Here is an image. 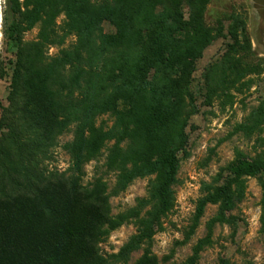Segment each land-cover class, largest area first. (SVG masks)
Listing matches in <instances>:
<instances>
[{
  "label": "trees",
  "instance_id": "obj_1",
  "mask_svg": "<svg viewBox=\"0 0 264 264\" xmlns=\"http://www.w3.org/2000/svg\"><path fill=\"white\" fill-rule=\"evenodd\" d=\"M212 0H7L13 20L7 37L16 45L10 62L8 106L0 118V264H109L100 245L134 221L137 232L113 256L128 264H159L154 237L176 204L182 157H189L191 120L215 100L234 104L232 91L258 72L249 60L246 22L231 15L233 44L203 72L197 91L195 74L205 52L225 38L222 22H207ZM64 16L59 30L57 20ZM109 24L113 33H106ZM39 28L34 41L24 35ZM74 37L75 43L65 47ZM59 47L54 57L49 47ZM9 76L0 63V79ZM112 126H97L101 117ZM247 129L262 133L264 106L253 112ZM74 129L64 149L68 174H46L43 161L58 138ZM264 143L263 138H259ZM109 144L104 167L116 174L112 191L103 178L84 186V168ZM264 151H238L196 203L187 239L207 206L217 214L207 225L185 264H197L217 225L237 226L233 215L246 199L247 180L260 181L263 198ZM138 179H150L148 196L114 216L110 199ZM219 264H231L221 258Z\"/></svg>",
  "mask_w": 264,
  "mask_h": 264
},
{
  "label": "rangeland",
  "instance_id": "obj_2",
  "mask_svg": "<svg viewBox=\"0 0 264 264\" xmlns=\"http://www.w3.org/2000/svg\"><path fill=\"white\" fill-rule=\"evenodd\" d=\"M231 15H239L246 22L247 33L251 41L249 60L257 69L242 80L248 84L242 86L239 92L232 91L234 104L227 105L223 100H215L211 107L204 106L203 94H198L200 114L194 116L191 124L188 147L189 157H182L179 171V182L175 188L176 204L173 212L164 219L165 231L158 233L152 242L151 251L159 264H185L193 255V249L198 241L206 238L207 225L215 217L217 206H207L206 211L195 233L187 239L192 220L196 213V203L203 196L204 185H211L220 170L228 166L241 151L249 156L264 151V125L262 133L251 135L252 129H247L250 115L264 106V0H212L207 12V22L216 28L218 22L223 23L225 38L218 39L205 52L198 64L195 74L197 91L200 88L204 69L221 59L229 45L233 44L230 31L235 24ZM13 20L7 0H0V63L4 64L9 76L0 79V118L3 108L8 106L9 86L11 81L10 62L14 59L16 45L7 37L8 24ZM64 16L57 20L59 30L64 24ZM106 33L114 29L104 25ZM39 28L24 35V41L36 40ZM76 39L70 37L65 47H70ZM59 47H49L47 56L54 57L59 53ZM97 126L111 127L112 121L106 116L97 121ZM74 139V129L61 135L56 145L50 150L43 161L46 174H68L71 158L64 146ZM109 144L101 154L85 165L84 186H89L96 178H103L111 192L116 183V174L106 172L104 167L108 155ZM264 178V175H263ZM150 179L136 180L124 193L110 199L112 215L117 216L137 205V200L148 196ZM263 190L259 179L247 180L246 199L233 213L239 218L237 226L217 225L211 243L201 252L197 264H219L221 258L228 259L231 264H264V232L262 231ZM137 232L134 221L123 225L113 232L107 242L100 245L101 254L109 260V264H122L113 256ZM147 248L132 254L128 264H136Z\"/></svg>",
  "mask_w": 264,
  "mask_h": 264
}]
</instances>
